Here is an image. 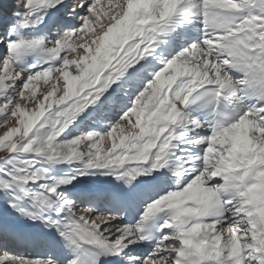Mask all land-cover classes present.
Segmentation results:
<instances>
[{
  "label": "snow or ice",
  "instance_id": "obj_1",
  "mask_svg": "<svg viewBox=\"0 0 264 264\" xmlns=\"http://www.w3.org/2000/svg\"><path fill=\"white\" fill-rule=\"evenodd\" d=\"M0 153V264H264V0H22Z\"/></svg>",
  "mask_w": 264,
  "mask_h": 264
},
{
  "label": "bare ground",
  "instance_id": "obj_2",
  "mask_svg": "<svg viewBox=\"0 0 264 264\" xmlns=\"http://www.w3.org/2000/svg\"><path fill=\"white\" fill-rule=\"evenodd\" d=\"M4 2H8V1H10V0H3ZM103 3L105 4V6H106V4H107V0H103ZM4 13L5 14H7V13H10L9 11H8V9H6V10H2V12H0V16L1 15H4ZM1 19V18H0ZM65 19H67V17H65ZM11 22V21H10ZM0 23H1V21H0ZM76 43H77V41H76ZM46 86H44L43 84H41V90H43L44 88H45ZM108 179H110V178H107L106 177V180H108ZM97 190H99V191H103V190H109V189H107L102 183L100 184V186H97V188H96V191ZM101 197H109V196H105V195H103V196H101ZM19 251H21V252H30V253H39V252H43V251H45L46 249L43 247V246H39V245H27V244H22V245H20L19 246V249H18Z\"/></svg>",
  "mask_w": 264,
  "mask_h": 264
},
{
  "label": "rangeland",
  "instance_id": "obj_3",
  "mask_svg": "<svg viewBox=\"0 0 264 264\" xmlns=\"http://www.w3.org/2000/svg\"><path fill=\"white\" fill-rule=\"evenodd\" d=\"M21 0H12V6L10 7V12L12 11H15L16 10V6L20 3ZM4 23L0 24V26H5L7 25V21H9L8 19H4ZM81 41L77 40V43H80ZM106 146H110V142L108 144H106ZM0 155H2V153H0ZM98 179V181H104L106 180V177H99V178H96ZM101 184V183H100ZM100 184H98V186H100ZM9 219H12V218H9Z\"/></svg>",
  "mask_w": 264,
  "mask_h": 264
}]
</instances>
